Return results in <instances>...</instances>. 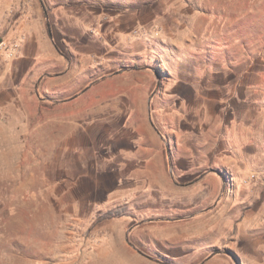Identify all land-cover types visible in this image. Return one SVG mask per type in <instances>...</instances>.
I'll use <instances>...</instances> for the list:
<instances>
[{
	"label": "rangeland",
	"instance_id": "1",
	"mask_svg": "<svg viewBox=\"0 0 264 264\" xmlns=\"http://www.w3.org/2000/svg\"><path fill=\"white\" fill-rule=\"evenodd\" d=\"M31 1L62 64L0 49V264H264V0Z\"/></svg>",
	"mask_w": 264,
	"mask_h": 264
},
{
	"label": "crops",
	"instance_id": "2",
	"mask_svg": "<svg viewBox=\"0 0 264 264\" xmlns=\"http://www.w3.org/2000/svg\"><path fill=\"white\" fill-rule=\"evenodd\" d=\"M12 3L8 6H0V35L2 38L7 43L16 42L15 40L22 38L17 53L19 58H31L36 61L35 64L31 63L30 70L35 67L34 70L48 74L59 71L58 67L62 64V60L58 49L47 33L46 17L41 4L31 0H14ZM60 9L61 7L53 8L52 13L56 15ZM56 77L46 76V80ZM45 91L50 92L52 88L46 87Z\"/></svg>",
	"mask_w": 264,
	"mask_h": 264
},
{
	"label": "built area",
	"instance_id": "3",
	"mask_svg": "<svg viewBox=\"0 0 264 264\" xmlns=\"http://www.w3.org/2000/svg\"><path fill=\"white\" fill-rule=\"evenodd\" d=\"M21 41L22 38L20 37L16 42H13L11 44L7 45L2 43L0 49L5 52L7 57L13 58L14 55L17 53Z\"/></svg>",
	"mask_w": 264,
	"mask_h": 264
},
{
	"label": "trees",
	"instance_id": "4",
	"mask_svg": "<svg viewBox=\"0 0 264 264\" xmlns=\"http://www.w3.org/2000/svg\"><path fill=\"white\" fill-rule=\"evenodd\" d=\"M41 4V3H40ZM42 8H43V12H44V15L46 17V10L44 9V6L41 4ZM46 29H47V33L49 35L50 38H52V35H51V29H50V25L48 23V20H47V17H46ZM122 213V209H118L116 210L115 212H112V214L114 215H120Z\"/></svg>",
	"mask_w": 264,
	"mask_h": 264
}]
</instances>
